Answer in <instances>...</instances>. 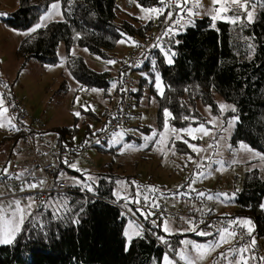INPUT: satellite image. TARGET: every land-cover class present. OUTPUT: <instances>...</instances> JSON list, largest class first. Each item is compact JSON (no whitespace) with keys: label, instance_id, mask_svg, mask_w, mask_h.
Masks as SVG:
<instances>
[{"label":"trees","instance_id":"16d2710c","mask_svg":"<svg viewBox=\"0 0 264 264\" xmlns=\"http://www.w3.org/2000/svg\"><path fill=\"white\" fill-rule=\"evenodd\" d=\"M49 3L50 0H18L17 9L2 19V22L12 30H29L39 22ZM139 3L145 7H152L156 5L157 0H139ZM117 10L116 0H72L71 11L65 13L63 22L48 23L46 28L26 36L16 49V57L21 58L22 66L31 60L42 66H55L59 62L58 49L61 44L63 45L65 54L63 75L55 92L58 96L67 89L65 75L77 84L79 91H82L81 87L105 90L86 91L96 98H94L96 105L104 103L105 108L101 110L97 105L96 112L82 110L85 121L82 122L84 133L80 145L83 146L86 140L102 135L106 122L114 114L125 112L129 123L131 115H136L134 110L140 108L146 90V105L151 107L155 103L154 125L138 122L136 127H132L129 123L126 130L135 128L143 135H150L154 129L161 130L164 108H168L176 117L170 121L171 125L176 128L189 126L195 128L197 123L185 121L183 117L193 116L196 121L206 124L207 119L201 113L200 107L206 108L211 105L210 116H217L223 122V128L216 129V135L227 126L228 120L238 117L230 138L225 142L231 144L232 149L244 143L253 150L264 153V7L256 14L254 23L233 26L217 21L216 29L219 31L211 27L212 22L207 16L195 18L194 27H187L173 37V41L179 43H169V47L176 53L173 64H167L164 55L158 49L149 47L139 57L137 62L139 66L133 70V73L145 72L149 77L136 80L131 75L130 88L122 83L118 84L116 89H112V82L121 80V73L129 67L125 62L120 63L117 69L96 71L87 65L82 56L70 54V50L87 49L90 55L100 57L101 61L118 62L117 41L125 38L121 33L138 42L142 48L147 37L154 33L161 23V18L149 22L137 19L139 16L133 14L118 21ZM244 37L251 39L245 40ZM131 40L128 44L131 50L135 51L138 47L132 46ZM248 43L255 46L254 53L247 47ZM155 74H159L164 84L169 86L166 88L164 98L157 95L154 87ZM121 88L128 90L121 91ZM116 96H118L116 108L111 113ZM218 98L234 106L236 111L228 109L221 112ZM93 118H105V122L96 130H92L89 120ZM79 123L80 121L75 119L72 127L53 129L52 132L57 135L56 146L60 149L63 147L74 149L76 147L74 139L80 129ZM65 134L69 135L65 137ZM108 138L99 140V143L104 145L98 146L99 143H95L93 146H97L99 152L114 154L117 148L105 147ZM8 139H13L14 143L7 150V146H4L7 144L5 138H0V147H4L0 152L3 162L8 153L12 154L14 151L17 140L27 141L23 133ZM124 141L139 144L141 140L126 134ZM190 142L200 145L199 140ZM214 142L212 140V143ZM43 144L37 150L39 155L43 154L42 149H48V146ZM175 151L176 154L184 156L194 154L179 140L176 141ZM56 160L57 173L51 186L62 181L60 176L58 179V174L62 170L78 174L76 171H70L61 159ZM31 167L32 161L29 168L23 172L24 175ZM111 174L108 170L102 175L103 178L94 185V192L67 184L74 192L50 193L45 200L63 202L64 198H67L69 210L59 216H54L51 209L35 210V219L30 218L25 223V230L16 236L14 242L0 245V264H159L161 257L169 248L157 238L155 231L160 234L161 230L149 224L151 217L145 220L140 216L144 222L143 238H134L125 250L126 214L116 206L122 203L113 197V190L119 177ZM234 203L236 208L233 215L236 218H250L255 226L252 236L264 244V210L260 207L264 204V170L254 169L245 173ZM165 237L173 244L178 243V238L182 236L175 234ZM211 238L213 237L198 239Z\"/></svg>","mask_w":264,"mask_h":264},{"label":"rangeland","instance_id":"374dc122","mask_svg":"<svg viewBox=\"0 0 264 264\" xmlns=\"http://www.w3.org/2000/svg\"><path fill=\"white\" fill-rule=\"evenodd\" d=\"M202 2L205 7H208L210 5V0H202ZM116 5L118 8V21H122L123 19L132 16V14L138 16L148 15L147 13H142L140 9L137 8L136 3L130 2V0H116ZM17 7L18 0H0V14H6L0 15V82L9 85L11 94L7 97L8 99H10L7 100V102L8 104L15 105V107L9 108V112L6 115L12 116V110H14L15 113H17L18 111L26 110L28 114L24 119L25 123L23 124L25 126L27 134L29 135V130L31 135L30 141H23V139L17 140V142L14 144V151L12 152V154L8 153V156L4 160V162L2 154L0 153V169H3L9 164V162H11L10 173L13 174V176L16 173L24 172L25 170H27V168H29L32 161L31 144H33V146L35 147L36 152L43 143V145L48 146L50 152H58L60 148L56 146L55 142L57 135L55 134V132H52V130L58 127H72L75 119H78L80 121V123L78 124L80 129L74 141L76 147L82 146L79 144L84 133V126H82V122L85 121V114H83L82 112L84 107L82 106H95L94 112H96L97 105L101 110L105 108L104 103H102V105L100 103L96 105V98L93 97L92 94H88V92L86 91H79L77 84L68 75L64 76V79L67 82L66 91L61 96L55 94V92L58 90L61 76L63 75L62 70L64 69L63 60L65 54L62 44L58 49L59 62L57 65L46 67L40 65L35 60H31L27 62L25 66H22L21 58L19 59L18 57H16V49L19 43L26 36H28L23 35V33L29 32L30 29L26 31L12 30L6 27L2 22V19L6 18L9 14L14 12ZM233 7L236 6L233 5ZM262 8L263 7H258L256 9L255 17L256 14L262 10ZM203 16L204 15L196 18H201ZM59 20L60 17L57 16L54 18V20L48 21L47 24ZM130 50L131 47L128 43H119L116 48L118 62L115 65H109L106 64L105 61H101L93 57L84 49L74 48L75 55L82 56L87 65L96 71H101L109 68L117 69L119 67V64L124 62L129 66L131 59ZM148 75L149 74L146 75L145 72L135 71L132 77L137 80L141 77H149ZM0 92H2L1 88ZM7 92L8 89H6V93ZM77 98H79V100H77ZM117 98L118 96L115 97L114 103L112 104L111 113L115 111L116 102L118 100ZM146 99L147 92L145 90L144 98L141 101L140 108L135 109L134 112L136 113V115H131L130 117L129 123L132 127H136L138 122H143V124L151 126L154 125V111L156 110V108L154 107L155 103H153L152 101L153 106L151 105V107H148L145 103ZM217 100L219 102V105L226 104L220 98H218ZM89 110L84 109V111ZM200 111L205 116L207 121L212 118L206 108L200 107ZM76 112H79L81 114L80 117L74 115V113ZM89 121L90 123L88 121L87 122L92 126L91 129L96 130L97 127L101 126V123L103 124L105 122V118H93ZM220 121L221 119L219 118L218 123ZM227 127L228 124L224 129H226ZM234 127L235 125L227 132L222 129L220 131V134L218 135H216V129H218L216 128L213 129V133L217 137H226L227 141L230 138ZM7 131V128H0V138H5L7 144H4V146H7L8 150L9 146L14 143V140L8 139L11 137L7 135ZM31 131H33V133H31ZM117 133L122 134V139H120V137H116L119 142L113 145L112 143H110V141L113 140L114 134ZM19 134L21 133L19 132ZM126 134H131L134 137L139 138L141 140L140 143L136 144L134 142H125L124 138ZM68 135L65 134V137ZM193 135L197 137V139L194 140H199V146L206 150L200 153L201 156L211 155L212 160H223L225 162V169L222 171H217V169L220 167L218 163L206 162L205 167L202 169V171L207 174L206 177L197 179V182L193 185V187L198 192L211 193L213 195L227 193L229 195L235 194L236 196V193L241 189L242 180L246 172L254 169L264 170V161H262L259 157L252 158V155L250 153L239 151V146L235 149H232V151L223 146L218 150H214L212 148H208L209 144L215 143H212L213 139L211 136H205L203 137V139H200V133H193ZM25 138H27L26 135ZM85 143L88 144L90 143V141L86 140ZM106 143L107 144L105 145V147L107 149L117 148L114 154L102 153L98 151L97 146H90L86 151L80 153L78 156L77 162L82 163V165L80 166L82 170L79 172L76 171L78 172V174L62 170L61 173H63V175L60 177L65 180L67 184L74 187L78 186L75 183L74 178H79L86 184H92V181L86 179V176L90 175L95 180V184H93L94 189V185H96L99 179L103 178L102 175H105L109 170L112 173L111 175L119 177L113 190V197L116 201L125 203L123 199L118 198L117 194L129 196L131 198V196L135 192L134 186H132L130 183L132 181H135L136 184L142 187L155 186L160 189V192L157 193L171 194L177 192V190H187V184L193 179L192 174L194 171H196V165L189 163V161L186 159L187 156L179 154L172 155L171 152H169L167 155V159L165 160L159 151L154 150L153 144H149L146 148L139 149V146L144 144V140L142 138V134H140L135 128L112 133ZM225 143V141H221V145H224ZM125 144L136 145L137 150L125 149ZM99 145L101 146L104 144L99 143L98 146ZM3 148L4 147H0V152ZM217 151L220 153L219 155L216 154ZM190 156H193V158L197 160L200 159V156H197L196 153ZM233 160H236L237 163L233 164ZM50 161L56 165L58 163L55 157L50 158ZM186 164L187 167H185ZM69 170L71 171L72 169L69 168ZM120 181H127L129 182V184L122 186L119 183ZM182 185L184 187H180ZM79 187L82 188V186ZM82 189L86 190L84 188ZM220 199L223 200V197H221ZM205 200L208 204L207 207L211 208L215 213L219 215L232 214L234 213L236 208L234 199L224 201L223 203L219 200ZM125 204L127 210L132 214V216H125L126 224L124 232L128 227L129 220H133L143 226L144 222L141 219L140 214L132 208L133 203ZM161 217L163 216L159 215L151 217V219H155L157 223H160ZM167 217L171 218L173 228H187L186 224L177 225L171 215H168ZM152 220L149 221V224L153 227ZM155 234H157L158 236H162L161 234L165 233L160 231L159 234L155 231ZM179 235H181L182 237L178 238V243L171 244L172 248L174 249L183 247V245L180 244L181 240H191L199 243H206L215 239V237L204 240L198 239L204 237H199L192 232H186ZM193 235L195 237H193ZM165 239L168 240L167 237H165ZM125 241L127 244L126 237ZM256 241L260 245L258 249V257L264 256V244L257 238ZM231 244L223 245L217 251L207 256V258L201 261L200 264H213L215 258L219 255V253L225 252L228 248L231 247ZM165 245L168 247L167 244ZM166 252H168L167 249ZM171 255L174 257L175 253H172ZM159 264H161V260ZM180 264H182V262H180ZM221 264H226V262L221 261Z\"/></svg>","mask_w":264,"mask_h":264},{"label":"snow or ice","instance_id":"6c2138e0","mask_svg":"<svg viewBox=\"0 0 264 264\" xmlns=\"http://www.w3.org/2000/svg\"><path fill=\"white\" fill-rule=\"evenodd\" d=\"M130 2H135L137 8L140 9L142 13H147V16H139L137 19H146L149 22L152 20H159L161 16H163V20H161V24L163 26V30L161 34L156 37L155 42L150 46L151 48L158 49L165 57L167 64L171 65L174 63L173 57L176 55L174 51H172L171 47H169V43H179L178 41H173V37L180 34L181 30L186 29L187 27L195 26V18L199 16H207L212 24L211 27L216 29V22L222 21L228 23L230 25L242 26L245 23H254L255 22V12L258 7H264V0H210V5L205 7L202 0H157L155 6L145 7L144 5L139 3V0H130ZM235 5L236 7H233ZM72 8V0H50V3L45 11V14L39 18L37 24H35L29 32L23 33V35H30L31 33L37 32V30L41 28H46L47 22L50 20H54L55 17H60L59 21L63 22L65 18V13L70 12ZM152 14H155L154 16ZM6 15V14H0ZM219 31L218 29H216ZM124 39L117 41L120 44H126L131 40L130 37H127L126 34L121 33ZM78 38V37H77ZM245 40H250V37H244ZM132 46L140 47L138 42L131 40ZM247 47L251 50V53L255 52V46L252 43H248ZM85 51H88L85 49ZM70 54L74 55L75 51L70 50ZM97 59H101L100 57H96ZM106 64L115 65L117 61L115 60H106ZM62 66V65H61ZM139 66V65H133ZM153 66H155V61H153ZM47 67V66H46ZM107 70V69H106ZM125 75V73H121V77ZM123 81H113L111 84L112 89H116L118 84H122ZM154 87L156 89L157 95L161 98L165 97L166 88L169 87L164 84L162 77L157 74L154 80ZM0 88L8 89V92H0V128H7V130L18 131L17 117L15 115L7 116L6 114L9 112V108L15 107L14 104H8L7 97L10 96L11 90L9 85L6 83L0 82ZM82 91H91V92H104V89H85L81 87ZM121 91H127L126 88H121ZM135 91V89H133ZM110 94V92H109ZM79 100V98H77ZM85 110H95L91 105H83ZM219 109L221 112L230 109L232 112L236 111V108L232 105L220 104ZM206 110L211 115L212 106L208 105ZM77 117H80V113H74ZM163 128L159 131L153 130L150 135H143L142 138L144 140V144L139 146V149H143L148 147L150 143H153L154 150H157L161 153L164 159H167V155L171 152L172 155H176L175 144L176 141L179 140L186 144L188 148H190L197 156H200V159H194L193 156H187L186 159L189 163L196 165V171L193 172V179L187 184L186 192H179L174 194L184 196L188 195L191 192H196V198L199 199L201 197L207 200H219L220 202H224L227 200H232L235 198V194L229 195L227 193L220 194H211L198 192L193 185L197 182V179L206 177V173L202 171L205 167L206 162L218 163L220 167L217 171H222L225 169V162L223 160H212L211 155L201 156L200 153L206 151L201 148L199 145L193 144L190 141L197 139L193 133H200V139H203L205 136H211L215 141L214 144H209L208 148H212L214 150H218L220 147H226L228 149H232L231 144L225 143L221 145V141H226V137L220 136L217 137L213 133V129L223 128V122L219 121V117L212 116L210 120L205 123L196 121V118L193 116H184L183 119L185 121H192L197 123L195 128L189 126L187 128H176L175 126L170 124L171 120L176 119L174 114L168 109H163ZM238 117H233L232 119L227 121L228 127L224 129L225 132L230 130L235 123L238 122ZM20 123H25L24 121H20ZM167 134V135H166ZM185 136L189 137V139H185ZM116 137H120L122 139V134L117 133L114 134V138L110 143L115 145L119 142ZM99 143V140H97ZM125 149L128 150H137V146L133 144H125ZM239 151H243L246 153H250L252 158L259 157L262 161H264V153L255 152L249 145L240 143ZM217 155L220 153L217 151ZM69 168L74 171H81L75 163H69L67 159L63 161ZM233 164L237 163L236 160L232 161ZM187 167V164L185 165ZM11 162L3 169H0V178L8 177L9 179L15 178L17 180H21V186L19 188L20 192L42 189L45 181L40 180L39 183L29 182L24 178V173H17L13 176L10 173ZM26 171V170H25ZM86 171V170H85ZM83 174V173H82ZM32 173H29V176H32ZM63 173L58 174L62 176ZM86 179L92 181V184H86L83 180L79 178H74L75 183L78 186H82V188L86 189L88 192H93V184H95V180L92 176H86ZM122 186L128 185L127 181L119 182ZM132 186L135 188L134 194L131 196L118 195L119 199H123L125 203H135L141 204L143 202V207H139L136 209V212L140 214V216L144 217L145 220L150 217H155L157 212L161 210V205L159 204L157 198L152 195L154 193L160 192L155 186H147L142 187L136 184L135 181L130 182ZM180 187H184L183 185ZM13 192V198L4 201L0 199V245H9L14 242L16 236L25 230V223L29 221L30 218L35 219L33 215L34 210L37 209H51L54 216L61 215L62 212L68 211L67 198H64L63 202L55 201L52 199L42 200L40 204L37 205V198L34 196H28L25 198H16L15 197V189H10ZM5 194L0 193V197H3ZM163 196V193H161ZM223 197V200L220 198ZM191 198V197H189ZM26 201V202H25ZM175 207V205H173ZM261 209L264 210V204H261ZM195 208V205H193ZM154 209V211L152 210ZM131 211V210H130ZM196 211H200L201 214H205L204 209H196ZM207 212H212V209H207ZM181 221L187 225V228L177 229L173 228L172 220L169 217H161V222L157 223L155 219L152 220L153 227L159 228L162 232L165 233V236L175 235V234H184L186 232H192L199 237H215L212 241L206 243H199L191 240H181L180 244L183 247L178 249L172 248L171 244L165 236H158L157 238L161 241V243L168 245V252H165L161 258V264H200L201 261L207 258V256L211 255L213 252L217 251L220 247L225 244H231L237 237L240 240H244V236L248 235L250 237L249 240L244 241L240 244H235L232 247L228 248L225 252L219 253V255L215 258L213 264H221V261H225L226 264H249V261H254L255 264H264V256H257L255 253V245L257 243L256 238L252 236V232L254 231V223L250 218H230L225 223L224 220H221L217 224H208V228H215V232L205 231L200 228V225L204 223L203 220H195L192 217H180ZM223 225V226H221ZM246 228V233L239 231V229ZM144 228L141 224L136 223L133 220L128 221V227L124 232L125 237L127 238L126 249L131 245V241L134 237L143 238ZM175 253L173 257L171 254Z\"/></svg>","mask_w":264,"mask_h":264},{"label":"built area","instance_id":"2783aa9c","mask_svg":"<svg viewBox=\"0 0 264 264\" xmlns=\"http://www.w3.org/2000/svg\"><path fill=\"white\" fill-rule=\"evenodd\" d=\"M161 20H163V16L160 17ZM160 20V22H161ZM163 30V26L160 23L158 29L152 33L149 37H147L145 43L143 44L142 48L138 47L137 50H131L130 51V65L125 70V75L121 77V80L123 81V84L127 86V88L131 87L132 79L131 75H133V70L136 66L139 57L142 53H144L156 40V37H158ZM2 92L6 93V89L1 88ZM7 100H10L7 98ZM10 103V101H9ZM12 115H15L17 117V120L15 123H17L18 131H12L8 130L7 135L9 137H14L17 134L23 133L26 135L27 141H30V136L27 134L24 124L20 123V121H24L26 118L28 112L26 110L18 111L17 113L12 110ZM129 128L128 119L125 115V112H121L118 114H114L105 124V130L98 138L90 139V143H85L83 146H77L74 149L63 147L58 152H53L50 154L53 157H56L58 159H61L64 161L67 159L69 163H74L75 160L78 158L79 154L86 151L90 146H93L95 143H97V140H100L101 138H108L112 133L118 132V131H124ZM31 151L33 156V162L32 167L29 170V172L24 175V178L28 180L29 182H35L39 183L40 180H44L45 184L42 189H36V190H30L25 192H20L19 188L21 186V180H17L15 178L9 179L6 178H0V192L4 193L5 195L1 197L3 200H10L13 198V192L10 191V189H15V197L16 198H24L28 196H34L37 198L36 203L37 205L40 204V201L45 200L47 196L50 193H57V194H64V193H72L73 190H70L68 188L67 183L62 180L57 182L55 186H51L52 180L54 179L57 170L56 167L53 164L47 163L43 161V157H39L36 153V150L31 144ZM75 152V153H74ZM66 167H68L66 164H64ZM29 173H32V176H29ZM186 189H182L179 192H186ZM166 194L163 193V196H161V193H154V195L159 204L161 205V210L157 212L158 215H162L163 217H167L168 215H171L174 222L177 225H183V221H181L180 217H192L195 220H203L204 223L200 225V228L205 231H212L215 232V228H208V224H217L221 220H224L225 223L230 218H236L233 214L230 215H219L215 213L214 211L208 213L207 209H209L207 206L206 200L201 197L199 199L196 198V192H191L188 195L180 196L176 195L175 198L174 194ZM191 197V198H189ZM175 205V207H173ZM193 205H195V208H193ZM123 213H125L127 216L131 217L132 214L127 210L126 204L121 203L119 205H116ZM139 207H143V202L141 204H132V208L137 209ZM196 209H204L205 214H201L200 211H196ZM154 211V209H152ZM223 226V225H221ZM241 232L246 233V228L239 229ZM250 237L248 235L244 236V240H240L239 237H237L231 244V247L235 244L243 243L244 241L249 240ZM260 245L256 243L255 245V253L258 256V249ZM249 264H255L254 261H249Z\"/></svg>","mask_w":264,"mask_h":264},{"label":"crops","instance_id":"0c3cea01","mask_svg":"<svg viewBox=\"0 0 264 264\" xmlns=\"http://www.w3.org/2000/svg\"><path fill=\"white\" fill-rule=\"evenodd\" d=\"M25 127V126H24ZM28 132H29V136L31 137V135H30V131L28 130ZM35 148V147H34ZM48 148V147H47ZM66 148H68V147H66ZM41 151H43V154H41V155H39L37 152V155L38 156H40V157H43V161L44 162H47V163H50V164H53V162H51L50 161V158H53V156L52 157H50L51 155L50 154H52L53 152H50V150L49 149H47V150H44V149H42ZM60 151V150H59ZM56 158V157H55ZM78 159V158H77ZM77 159L75 160V164L77 165V167H79V169L80 170H82L81 168H80V166L82 165V163H80V162H77ZM32 162H33V156H32ZM54 166H55V164H53ZM69 168V167H68ZM63 180V179H62ZM65 181V180H64ZM66 182V181H65ZM0 193H2V192H0ZM25 198V197H24ZM0 199H1V197H0ZM3 200V199H2ZM4 201H8V200H4ZM233 214V213H232ZM230 215V214H229Z\"/></svg>","mask_w":264,"mask_h":264},{"label":"water","instance_id":"95a60500","mask_svg":"<svg viewBox=\"0 0 264 264\" xmlns=\"http://www.w3.org/2000/svg\"><path fill=\"white\" fill-rule=\"evenodd\" d=\"M110 80H112V79H110Z\"/></svg>","mask_w":264,"mask_h":264}]
</instances>
